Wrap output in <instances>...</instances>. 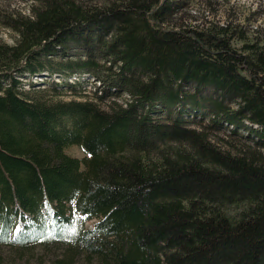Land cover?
Segmentation results:
<instances>
[{"label":"trees","instance_id":"obj_1","mask_svg":"<svg viewBox=\"0 0 264 264\" xmlns=\"http://www.w3.org/2000/svg\"><path fill=\"white\" fill-rule=\"evenodd\" d=\"M32 1L0 42V264H264V39L166 27L178 0Z\"/></svg>","mask_w":264,"mask_h":264},{"label":"rangeland","instance_id":"obj_2","mask_svg":"<svg viewBox=\"0 0 264 264\" xmlns=\"http://www.w3.org/2000/svg\"><path fill=\"white\" fill-rule=\"evenodd\" d=\"M176 1V0H175ZM32 0H0V42L13 44L17 39V34L9 25V16L28 15L31 13ZM176 8L168 12L170 19L166 23L169 28L192 27L197 30H203L217 25L218 28L227 27L233 31L231 40L237 39V45H242L243 41L239 38L248 36L247 41H259L264 39V0H178ZM70 44V43H69ZM77 48H71L69 54H75ZM53 56H56L55 53ZM104 75L103 73L100 76ZM93 77L84 75L86 92L89 96L97 92L103 94L107 89L106 83ZM56 78H58L55 75ZM104 78V77H103ZM41 76L25 77L22 80V86L26 89L31 88L29 82L42 80ZM60 80V79H57ZM100 88V89H99ZM115 88H113L114 90ZM116 91V89H115ZM125 95L119 100L124 101ZM228 127V125H224ZM232 129V127H230ZM227 132H215L214 138H224L233 141L227 136ZM241 133L243 131H240ZM235 143L238 145V141ZM241 146V144H239ZM67 153L72 156L83 157L85 155L81 146L71 145L67 147ZM91 224V223H90ZM6 252V250H3Z\"/></svg>","mask_w":264,"mask_h":264},{"label":"bare ground","instance_id":"obj_3","mask_svg":"<svg viewBox=\"0 0 264 264\" xmlns=\"http://www.w3.org/2000/svg\"><path fill=\"white\" fill-rule=\"evenodd\" d=\"M163 2V1H162ZM61 85V84H60ZM73 95V94H72ZM128 95V94H127ZM83 96V95H82ZM84 100V99H83ZM85 153V152H84ZM89 157V156H88ZM98 218V217H97ZM89 220V219H88ZM14 228V227H13ZM69 232V231H68ZM77 232V231H76ZM71 233V232H70ZM59 238V237H58ZM40 239V238H39ZM51 239V238H50ZM62 240V239H61ZM43 242V241H42ZM8 243V242H7ZM10 243V242H9ZM66 243H68V241L66 242ZM74 243V242H73ZM58 245V244H57ZM64 245V244H63ZM27 246V245H26ZM66 246V245H65ZM22 248V247H21ZM50 248V247H49ZM65 248V247H64ZM11 249V248H10ZM20 249V248H19ZM52 249V248H51ZM58 249V248H57ZM56 250V249H55ZM19 251V250H18ZM68 253V252H67ZM65 254V253H64ZM20 255V254H19ZM63 255V254H62ZM66 255V254H65ZM13 257V256H12ZM47 257H48V255H47ZM8 258V257H7ZM18 258V257H17ZM33 258V257H32ZM31 259V258H30ZM40 260V259H39ZM38 260V261H39ZM51 260V259H50ZM7 261V260H6ZM51 262V261H50ZM75 262H77V261H75ZM21 263V262H20ZM17 264V263H16ZM52 264V263H51Z\"/></svg>","mask_w":264,"mask_h":264}]
</instances>
